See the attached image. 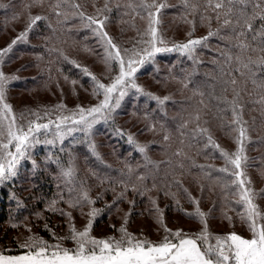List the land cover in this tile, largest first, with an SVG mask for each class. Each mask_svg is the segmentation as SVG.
<instances>
[{
    "label": "trees",
    "instance_id": "1",
    "mask_svg": "<svg viewBox=\"0 0 264 264\" xmlns=\"http://www.w3.org/2000/svg\"><path fill=\"white\" fill-rule=\"evenodd\" d=\"M73 2L80 4V10L87 16L105 20L103 30L122 49H131L148 25L146 17L141 19L127 6L129 0H110V11L103 15L98 14V9L104 8L105 0ZM132 2L135 6L139 0ZM55 3L56 0H43L42 4L33 5V0H0V5L8 6L0 7V41L3 42L0 51L27 29L30 15L45 17L28 32L26 41H18L13 46L0 64L6 75L16 77L7 85L6 95L17 97L14 107L10 105L18 120L21 113L26 119H36L32 113L44 116L45 109H56L59 105L73 111L78 105L88 108L98 104L103 97L93 96V81L82 68H87L105 85L118 74V65L113 64L109 71L104 63V47L93 31L95 25L86 27L87 21L74 15L76 9L68 4L59 9L68 13L67 18L64 15L58 17L52 8ZM192 3L197 6L196 12H192L191 7L186 9L181 0H166L167 7L161 9L159 33L169 46L189 39L192 25L182 17L195 21L191 38L205 37L209 28L216 30L220 27L212 10L205 9L204 0H192ZM201 14L212 17L210 25L208 20L201 23ZM259 23L257 21L256 25ZM228 34L229 29L221 30V36ZM225 47H231V43L213 36L207 41V47L197 48L198 63L176 51L159 53L152 62L145 63L136 74L137 84L148 94L168 97L163 105L150 95L130 90L112 118L96 123L88 136L76 132L63 143L57 140L49 145L43 140L54 139L52 132L39 134L42 142L32 149L30 159L21 161L17 177L0 185V254L23 253L25 249L20 245L32 236L49 244H56L57 237H67L70 221L66 215L60 214V210L71 215V223L77 230L84 229L89 220L88 213L93 208L100 210L93 221L91 235L119 239L118 230L122 226L131 234L130 227L136 223L160 226L157 207L163 213L164 222L173 215L188 222H199L188 215L197 208L190 196L198 201L206 221L230 229L236 224L247 227L240 216L245 211L244 206L237 203V196L230 194L234 189L225 190L222 186L225 179L231 180L232 177L216 171L225 166L219 151L206 146V136L197 135L193 139L197 127L193 117L199 112V125L209 129L222 149L230 153L237 149L231 111L222 112L221 109L228 106L218 104L211 96L213 92L225 95L223 81L228 77L222 74L223 60L220 57V49ZM248 55L256 60L264 53L250 52ZM253 70L258 77H264V68L253 65ZM234 74L238 79L236 87L243 89L239 102L243 105V120L248 129L244 171L256 184L263 183L258 198L264 200V106L254 102L264 93L253 87L250 75ZM186 77H190L191 82L184 87ZM245 80L248 81L246 85ZM228 87L227 99L232 100L234 94L231 86ZM197 88L204 93V104L199 103L202 99L199 95H194ZM60 114L51 111L39 122L54 121ZM185 122L187 126L182 127ZM128 135L144 146L143 153L128 142ZM89 142L95 145V151L102 159H97L89 150ZM10 150L14 151V148ZM70 165L75 169L74 180L66 184L61 170ZM139 176L145 179L139 180ZM81 184L95 203L69 207L66 201L80 195ZM71 188L75 191H69ZM53 200L57 201L55 212L49 210ZM60 242L68 249L76 247L70 239Z\"/></svg>",
    "mask_w": 264,
    "mask_h": 264
},
{
    "label": "snow or ice",
    "instance_id": "2",
    "mask_svg": "<svg viewBox=\"0 0 264 264\" xmlns=\"http://www.w3.org/2000/svg\"><path fill=\"white\" fill-rule=\"evenodd\" d=\"M181 2L186 9L191 7L192 12L198 10L192 0H181ZM42 3L43 0H33V5ZM109 3L110 0H105L104 8L98 9L99 15L110 11ZM64 4L71 5L72 8L76 9L73 14L81 20H86V27L95 25L93 31L104 47V63L109 71H111L113 64L118 65V74L114 76L109 84L105 85L87 68H82L84 74L91 77L93 81V96L103 97L98 104L88 108L78 105L73 111H67L66 106L59 105L56 109H45L44 116L39 113H32L36 119H26L24 114L21 113L18 120L13 113L12 106L6 102L7 85L16 77H9L0 69V185L17 177L21 161L30 159L32 149L42 142L39 135L42 132L45 135L52 132L54 139L43 140V143L49 145L55 144L57 140L63 143L64 139L76 132H83L85 136H88L96 123L112 118V114L120 107L121 102L130 90H135L139 94L150 95L151 99L163 105L169 99L168 97L160 98L148 94L137 84L136 74L140 68L145 63L152 62L157 54L173 51L187 56L194 63H198V58L195 55L197 48L207 47V41L215 36L228 40L231 47L220 49V57L223 60L221 71L223 76L228 77L223 81L225 85L223 93L225 95H216L213 92L211 96L218 104L228 106L221 109L222 112L231 111V123L234 126L232 130L237 133L234 139L237 149L232 153L222 149L212 138L209 129L199 125V112L193 117L197 121V127L193 131V139L197 135L206 136V146H211L219 151L225 166L216 169V171L225 174V177H232L231 180L225 179L222 186L225 190L234 189L230 194L237 196V203L244 206L245 211L240 213V216L241 220L247 224L251 238H244L235 232L226 235H212L209 232L205 214L199 210L198 201L189 196V199L197 205V208L194 213L188 215L197 218L203 226L200 232L193 235L182 231L173 232L167 228L163 213L158 207L156 208L157 223L164 232L158 243L146 238H138L129 233L125 226L118 230L120 232L119 239L115 237H93L91 235L93 221L100 210L93 208L88 213L89 220L83 230H77L74 224L71 223V215L60 210V214L66 215L70 221L67 237H57L56 244H49L42 238L35 236L29 237L25 243L20 245L21 248L25 249L22 254H0V264H264V212H261L255 203L257 194L249 187L251 181L244 171V165L247 162L245 141L248 139V129L246 127L247 122L243 120V105L239 102L243 89L236 87L238 79L234 74L239 73L241 77L250 75L253 87L264 93V77H258L253 70V65L264 68V55L258 56L256 60L248 55L250 52L264 53V0H204L205 9L212 10L220 27L216 30L209 28L208 35L205 37L191 38L195 31V21H189L186 17H182L186 23L192 25V31L188 34L189 39L185 43H173L171 46L159 33L160 12L161 9L167 7L166 0L164 2H160V0H139V3L135 6L132 0H129L127 6L132 8L141 19L146 17L148 21L147 28L139 34L140 39L131 49H122L117 45L103 30L105 20L87 16L80 10L81 5L74 3L73 0H56L52 8L58 17L64 15L67 18V12L62 13L59 11ZM31 6L28 5V7ZM0 7L6 8L8 6L0 5ZM137 9H140V11H137ZM42 19H45V17L41 15L29 16L27 29L22 31L10 45L0 51V64H3L4 56L12 51L13 46L18 41H26L28 32ZM200 19L201 23L208 20L210 25L212 17L201 14ZM257 21H260L259 26L256 25ZM225 28L229 29V34L221 36V30ZM144 37H148V39L145 40ZM232 49H236V51L233 52ZM61 55H63L62 52ZM64 59L67 60L68 57L65 56ZM70 62L75 63L74 61ZM76 66L81 67L78 64ZM186 81L183 82L184 87H187L188 82H191L190 77H186ZM247 82V80L244 81L245 85ZM228 86H231L234 94L232 100L227 99ZM194 95H199L202 98L199 103L204 104V93L202 91L198 88L194 89ZM254 102L264 106V94L260 95L259 99ZM51 111H57L61 114L54 121L49 119L47 123L39 122L45 116H49ZM19 121L25 122L20 123ZM186 126L187 122L182 125V127ZM117 131L123 135L121 130L117 129ZM164 139L167 140L168 136L165 135ZM127 140L141 153L145 151L144 146L137 144L131 135H128ZM10 148H14V151ZM89 150L96 155L97 159H102L96 153L95 145L91 142H89ZM179 154L177 153V155ZM74 172L75 169L71 165L68 169L61 170V176L66 178V184L73 183ZM138 179L144 180L145 177L139 176ZM132 187L133 190H136L135 186ZM125 189L127 190V186H125ZM146 190L150 191V189ZM69 191H75V188H71ZM123 195V193L120 194L121 197ZM141 195H143V192H141ZM61 198H63L62 194ZM66 202L72 208L83 207L85 203H95L89 197L88 190L83 187V184L80 187V195ZM152 203L155 205L154 200ZM56 204V200L51 201L49 210L57 211ZM228 219L230 220V218ZM126 223L127 220H125ZM63 239L72 240L76 247L73 249L63 247L60 242Z\"/></svg>",
    "mask_w": 264,
    "mask_h": 264
},
{
    "label": "rangeland",
    "instance_id": "3",
    "mask_svg": "<svg viewBox=\"0 0 264 264\" xmlns=\"http://www.w3.org/2000/svg\"><path fill=\"white\" fill-rule=\"evenodd\" d=\"M2 44L3 42L0 41V47L2 46ZM6 102L11 104L14 107V105L17 102V97L13 96L12 98H10V94L9 96L6 95ZM248 175L249 174L247 173V176ZM249 180L251 181L249 187L257 194L255 203L258 205L260 211L264 212V200L261 198H258L259 197L258 193L260 192V189H262L263 183L261 182L259 184H256L253 179L252 180L250 179V177H249ZM165 224L167 228H169L173 232L182 231L183 233H187L189 235H193L195 233L200 232L203 227L200 222H190V221L188 222L182 217H179L177 215L168 216L166 218ZM207 224H208L209 232L212 235H226L231 232H235L244 238H251V233L248 230V227L243 228L239 226L238 224H236L233 229H230L228 226H222L220 223L219 224L213 223L210 220H207ZM130 228H132L131 231L133 235L137 236L140 239L146 238L152 242L158 243L164 235L163 229L160 226L149 224L147 222L146 223L145 222L136 223L135 225H132ZM19 254H22V253L12 254V255H19ZM4 255H9V254H4Z\"/></svg>",
    "mask_w": 264,
    "mask_h": 264
}]
</instances>
